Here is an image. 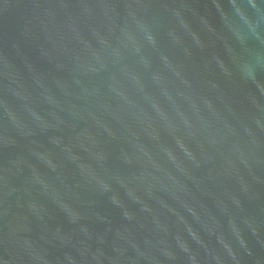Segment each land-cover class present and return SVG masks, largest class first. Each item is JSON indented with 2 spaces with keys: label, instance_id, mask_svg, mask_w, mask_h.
<instances>
[{
  "label": "water",
  "instance_id": "water-1",
  "mask_svg": "<svg viewBox=\"0 0 264 264\" xmlns=\"http://www.w3.org/2000/svg\"><path fill=\"white\" fill-rule=\"evenodd\" d=\"M0 264H264V0H0Z\"/></svg>",
  "mask_w": 264,
  "mask_h": 264
}]
</instances>
